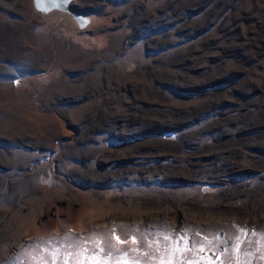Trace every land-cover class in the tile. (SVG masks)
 <instances>
[{
  "label": "rangeland",
  "instance_id": "rangeland-1",
  "mask_svg": "<svg viewBox=\"0 0 264 264\" xmlns=\"http://www.w3.org/2000/svg\"><path fill=\"white\" fill-rule=\"evenodd\" d=\"M69 3L0 0V264H264V0Z\"/></svg>",
  "mask_w": 264,
  "mask_h": 264
},
{
  "label": "water",
  "instance_id": "water-1",
  "mask_svg": "<svg viewBox=\"0 0 264 264\" xmlns=\"http://www.w3.org/2000/svg\"><path fill=\"white\" fill-rule=\"evenodd\" d=\"M71 0H56L55 4L51 2V0H33L34 7L42 11L44 13L48 12H63L68 14V16L73 19L80 27L86 26L89 21L87 17L73 12L70 10V2Z\"/></svg>",
  "mask_w": 264,
  "mask_h": 264
},
{
  "label": "bare ground",
  "instance_id": "bare-ground-1",
  "mask_svg": "<svg viewBox=\"0 0 264 264\" xmlns=\"http://www.w3.org/2000/svg\"><path fill=\"white\" fill-rule=\"evenodd\" d=\"M56 240H57V238H56ZM58 242H59V241H58ZM58 242H57V243H58ZM62 242H64V241H62ZM62 242H60V243H62ZM60 243H59V244H60ZM60 245H61V244H60ZM62 246H63V245H62ZM65 247H66V246H65ZM59 248H60V247H59ZM66 250H67V248H66ZM64 252H65V251H64ZM67 252H68V251H67ZM62 253H63V252H62ZM73 253H74V252H73Z\"/></svg>",
  "mask_w": 264,
  "mask_h": 264
},
{
  "label": "snow or ice",
  "instance_id": "snow-or-ice-1",
  "mask_svg": "<svg viewBox=\"0 0 264 264\" xmlns=\"http://www.w3.org/2000/svg\"><path fill=\"white\" fill-rule=\"evenodd\" d=\"M38 2H39V0H38ZM51 2H52L53 4H55L56 0H51Z\"/></svg>",
  "mask_w": 264,
  "mask_h": 264
}]
</instances>
